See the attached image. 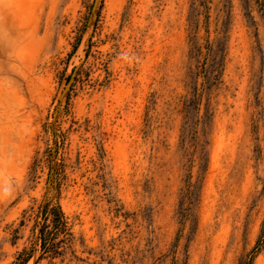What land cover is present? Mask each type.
Instances as JSON below:
<instances>
[{
  "label": "rangeland",
  "instance_id": "374dc122",
  "mask_svg": "<svg viewBox=\"0 0 264 264\" xmlns=\"http://www.w3.org/2000/svg\"><path fill=\"white\" fill-rule=\"evenodd\" d=\"M263 223L264 0H0V264H264Z\"/></svg>",
  "mask_w": 264,
  "mask_h": 264
},
{
  "label": "trees",
  "instance_id": "16d2710c",
  "mask_svg": "<svg viewBox=\"0 0 264 264\" xmlns=\"http://www.w3.org/2000/svg\"><path fill=\"white\" fill-rule=\"evenodd\" d=\"M45 220H48L52 228L54 229H60L64 225L63 216L61 209L58 205H49V203H46L42 209ZM45 226L48 227V225L44 224L40 231L41 240H42V246L45 247V241H47V236L51 232L50 229H45ZM264 246V223L261 230V233L258 237V240L255 243V246L253 248V252L257 251L260 247ZM28 260V257H24L22 253L18 254L15 264H25ZM251 263V256L242 264H250Z\"/></svg>",
  "mask_w": 264,
  "mask_h": 264
}]
</instances>
